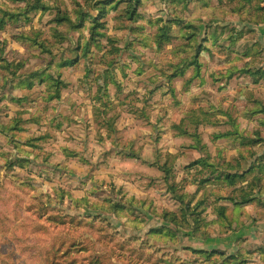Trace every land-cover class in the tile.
<instances>
[{
	"label": "rangeland",
	"instance_id": "obj_1",
	"mask_svg": "<svg viewBox=\"0 0 264 264\" xmlns=\"http://www.w3.org/2000/svg\"><path fill=\"white\" fill-rule=\"evenodd\" d=\"M0 1L5 8L4 3L8 1ZM44 1L49 7L32 10L28 17L22 15L11 18L3 15L5 22L0 27L2 57L23 63V72L35 69L39 64L46 65L41 61L40 52L32 48L31 42L26 41L27 38L23 39L24 36H37L39 33L41 38L53 40L52 28L57 27L54 21L57 15L77 19L83 18L89 11L97 13L91 7L81 9L79 1L83 3L84 0ZM168 1L141 0L140 3L143 4H140L139 12L145 17L141 22L147 24L152 17H164L171 21L182 16L183 12L181 14L176 12L181 6L180 2L176 1L175 8L168 9ZM201 5L203 7L200 8V12L193 15V18H196V15L202 16L194 21L196 24L194 29L198 30L199 36L206 37V29L219 23L227 25L229 29L236 27L238 32L235 35L243 36L237 43L229 39H221L220 42H214V39L205 41L208 48L203 49L198 58L202 64L200 76H194V68H190L170 82L162 76L156 65L169 68L165 61L173 59L171 48L179 44V39L168 44L160 56L155 54L153 48L145 47L143 41L135 40L136 48L127 49L134 39L133 34L127 28L119 29L118 25L121 23L114 14H110L107 18L108 33L118 39L115 45L122 50L117 60L122 66H128L125 69L126 76L120 70L117 71V77L123 83L122 89H118L112 83L109 85L105 100L107 106H103L96 99L98 95L103 94V89L95 80L104 69L101 57L112 47L107 40H104L106 48L103 50H98L93 44L88 48L94 57L89 63L92 72L87 70L83 60L77 67L66 66L60 69L68 86L63 89L59 100L46 101L45 86L38 84L33 91H28L30 102L20 106L8 99L1 101L0 123L7 125L14 117L20 116L26 119L24 129L19 132L20 139L24 142L20 148L21 154L20 149L8 150L7 145L4 148L5 153L0 151V186L5 185L6 189L8 187L7 195L1 193V197L9 198L11 195L13 198L11 192L14 185L26 184L35 179L39 182L38 190L43 192L42 199L52 200L66 207L68 199L62 203L59 200L62 195L74 194L82 200L85 198L83 195L93 193L97 189H109L111 185L116 184V190H122L117 196L121 202L124 203L127 198L136 208L140 204L144 224L137 228L132 221L123 225L120 218L111 212H103L102 215L106 216L123 235L122 241H125L123 251L141 258L138 264H145V260L155 258L159 250L167 255L178 251L177 255L182 258L192 256L190 250H185L187 247L205 250L218 248L228 251V254L237 252L238 239L244 236L236 239L231 251L214 246L233 241L234 238H230L229 234L243 229L250 220L258 221L264 214L262 212L264 208L259 202L256 200L253 204L237 210L239 222H245V225L238 229H227L223 233L216 231L212 236L202 239L189 228L179 232L177 240L174 241L172 235L162 229L169 227L172 232L181 231L176 225L177 221L172 220L173 214H179L180 202L168 190L160 167L151 164L157 161V158L162 162L169 159L173 165L175 181L181 184L180 191L184 179H187L186 191L196 190V184L192 182L186 166L199 159L201 153L193 146L195 140L189 135H182L180 128L174 125H181L189 132L197 131L212 155L222 152L230 159L243 152L255 158L260 152L259 148L239 147L235 145L237 143L234 140L226 138L227 136L223 134L233 130L235 125L230 121L232 117L229 116V111L237 119L236 123L240 130L244 128L254 130L255 122L243 114L254 102L245 98H261L264 101V81L250 84V78L241 74L238 68L250 59L245 54L247 47L258 41L264 48V25H258L255 33L245 34V26L248 25L250 28L253 26L245 20V15L235 12L234 6L218 0L204 1ZM12 6L17 7L16 4ZM192 12L193 10L189 9V13ZM147 28L150 31L154 29L150 26ZM227 32L228 29L225 30V33ZM85 33L86 35L89 33L86 26ZM213 36L215 37L210 35L208 38ZM69 44L77 47V37L71 36L65 43ZM70 55L76 57L75 52ZM2 63L0 60V81H3ZM256 65H264V62ZM141 71L142 73H139ZM231 71H236L233 78L228 76ZM156 76L159 79L154 82L152 78ZM157 85L161 87L153 90ZM150 92H153L152 99L147 100ZM97 109L100 112H97ZM217 135L219 136L216 137ZM39 137L42 139H35ZM0 139L7 141L2 133ZM28 139H34L31 142L33 145L26 144ZM125 153L130 156L124 155ZM20 156L30 160L27 168L7 169L4 165L5 160L17 159ZM230 189L226 186L222 193H229ZM121 195L126 197L122 199ZM93 197L95 196L90 195L91 201ZM103 205L109 207L110 203L104 200ZM229 205L233 209V205ZM93 208L94 204L90 202V205L80 211L94 215L95 212L91 210ZM77 211L71 208L67 213L74 215ZM206 216L209 220L216 218L212 207L206 212ZM130 219L133 217L130 216ZM157 225L163 227L159 233L151 235L152 244L156 247H149V244L141 247L142 241L149 237L150 230ZM77 226L75 224L72 226V231L79 230L76 237L81 236L79 238L81 241L87 239L90 236L89 230ZM106 232L113 234L109 229ZM7 235L8 231H4L0 226V264H19L20 258L13 253H9L7 258L11 247L5 242ZM132 236H139L141 243L132 241L130 239ZM263 240L264 238L254 243L248 238L250 245L254 247L263 244ZM114 243L116 244V240L108 242L101 251L105 254ZM119 253L121 256V252ZM66 259H73L75 264H129L122 256L113 259V262H104L81 250L73 251ZM253 259L259 264L260 260Z\"/></svg>",
	"mask_w": 264,
	"mask_h": 264
},
{
	"label": "trees",
	"instance_id": "obj_2",
	"mask_svg": "<svg viewBox=\"0 0 264 264\" xmlns=\"http://www.w3.org/2000/svg\"><path fill=\"white\" fill-rule=\"evenodd\" d=\"M8 3L3 7L0 1V27L4 25L3 15L6 14L13 18L14 16H22L28 14L32 10L45 9L49 7L44 0H5ZM141 0H84L79 1L80 8L84 9L91 7L97 11L96 14L86 12L83 18L73 19L71 16L57 15L54 21L57 27L52 28L53 40L41 38L39 33L37 36H24L26 41L31 42V47L37 49L41 55V61L44 64H39L35 69L29 71L24 70V64L15 60L4 58L3 50L0 51V60L2 63L3 81H0V102L8 99L18 105H23L25 102H30L28 91H33L40 84L45 86L44 98L46 101H55L61 98L63 89L68 86L64 81L60 69L62 67L71 66L77 67L83 60L87 66V70L92 72L89 65L94 58L88 48L93 44L98 50L106 48L104 40H107L111 45L102 57L101 61L104 66L103 72L99 74L95 80L102 86L103 94L98 95L96 99L107 106L105 101L108 96V88L112 83L118 89H122V82L117 77V71L120 70L126 76V66H122L117 60L122 50L115 45L118 41L112 37L107 25V18L110 14H114L116 19L121 23L119 29L127 28L133 34V40L129 48L135 47V40L143 41L145 47L153 48L155 54L160 56L168 44L179 39V44L171 48L173 59L166 60V65L169 68H164L162 65H156V68L162 72V76L170 82L177 76L183 75L188 69L194 68V76H200L202 64L199 61V55L208 48L205 41L214 39L217 42L221 39H229L231 42H239L243 35H235L236 27L230 28L227 25L217 24L210 26L205 31L206 37L199 36L196 28L195 20L202 18L201 15H193L200 12L203 6L201 2L209 0H169L168 9L175 8V2L179 1L181 6L176 9L178 14L183 12L182 16L171 21L164 17L151 18L147 24L141 21L145 17L139 12ZM221 3H226L234 6L235 12L239 15H245V20L248 21L253 28L245 26L246 33H255L258 25H264V0H218ZM16 4L17 7H13ZM124 4V6H122ZM189 9L193 12L189 13ZM18 10V11H16ZM202 22V20H200ZM85 26L89 33L86 35ZM147 26L154 27L153 30H148ZM177 27L179 30H177ZM228 32L225 33V30ZM210 35H215L213 38H208ZM71 36L78 39V46L72 47L70 44L65 45ZM205 44V45H204ZM204 49V50H203ZM76 53V57H71L70 54ZM250 59L238 68V71L244 76L250 78V84H259L264 81V65H256L259 62H264V48L257 41L247 47L245 52ZM115 56V58H111ZM262 64V63H261ZM139 73H142L139 72ZM236 71H231L229 77L233 78ZM157 82L159 77L152 78ZM161 86L157 85L153 90H158ZM19 91V92H17ZM27 91V92H24ZM154 92V91H153ZM153 92H150L148 99H152ZM245 100L253 101L251 107L244 110V116L255 122L254 130L249 131L247 128L240 130L235 119L229 111L230 121L234 125L233 130L223 134L231 140H234L235 145L242 148H259L255 158L249 157L243 152L238 156H233L230 159L226 158L222 152L212 155L209 147L203 143L200 134L197 131L189 132L181 125H174L180 128L182 135H189L194 140V147L197 148L201 157L193 163L186 166L187 173L191 175V180L196 184L194 192L186 191L187 179L181 184L175 181L174 169L170 160L162 162L160 158L151 164H157L164 174L168 190L174 198L180 202L178 208L179 214H173L172 220H176V225L181 228V231L172 232L169 227L162 229L163 225H157L156 228L150 230V235L142 241L141 247L149 244V247H156L152 244V234L162 231L172 235V240L176 241L178 233L185 229H191L193 233L202 239H206L214 234V232L223 233L227 229H238L244 226L245 222H239L237 210L245 208L258 201L264 208V101L261 98H248ZM100 112L99 109L96 110ZM139 114V113H138ZM26 122L22 116L14 117L13 121L4 125L0 123L1 133L7 138V141L0 139V151L5 153V146L8 150H17L21 148L24 142L20 139L19 132L24 127ZM60 127V124H58ZM217 135L216 137H218ZM41 140L42 138H35ZM34 139H28L26 144H32ZM233 143V142H232ZM21 154V149L19 151ZM124 155L130 156L125 153ZM160 157V156H158ZM30 160L27 157L20 156L17 159L8 158L4 165L7 169H15L20 167L27 168ZM101 183H99V186ZM116 185V184H115ZM111 185L109 189H97L93 193H88L84 199L79 200L74 194L62 195L59 200L68 199L67 206L64 207L61 203L53 202L52 200L42 199L43 195L38 190L39 182L35 179L28 181L26 184L14 185L12 194L8 198L1 197V193L7 195L8 187L0 186V226L4 231H8L6 243L10 245L9 253L15 254L20 258L19 264H75L73 259H66L71 256L73 251H84L89 256H94L100 261L108 262L113 259L124 257L129 264H138L141 260L138 256H132L123 251L125 241H122L123 235L117 231V228L108 221L103 212H111L119 217L123 225L128 221H132L137 228L143 226V212L139 209L140 204L136 206L134 203L125 199L121 202L117 198L122 190ZM229 187V193H222L225 187ZM39 191V193L37 192ZM33 192V193H32ZM20 194V195H19ZM90 195H94L93 201L90 200ZM28 196V197H27ZM122 199L126 196L121 195ZM104 200H107L109 207L103 205ZM94 204L93 212L87 213L84 210L86 206ZM222 202V203H221ZM233 205V209L230 205ZM60 205V206H58ZM212 207L215 219L209 220L206 212ZM77 209L74 215L67 213L69 209ZM64 210L65 212H61ZM98 213V214H97ZM130 216L133 219H130ZM78 225L80 228H87L89 237L83 241L79 240L81 236L76 235L79 230H73V225ZM161 227V228H158ZM112 230L113 234L106 231ZM130 239L137 244L141 243L139 236H132ZM116 240L109 247V250L104 254L101 250L108 242ZM264 241V240H263ZM257 247H254L248 241V238L241 237L238 239L239 250L233 254H228V251L222 249H198L185 248L192 253L191 258H182L177 255L178 251L171 254H162L159 250L155 254V258H149L144 261L145 264H257L253 258L259 261V264L264 263V242ZM119 247V248H118ZM175 250H177L175 248ZM117 251L121 252L120 253ZM103 256V258H102ZM194 256V257H193ZM107 259V261H105ZM97 264V263H94Z\"/></svg>",
	"mask_w": 264,
	"mask_h": 264
},
{
	"label": "crops",
	"instance_id": "obj_3",
	"mask_svg": "<svg viewBox=\"0 0 264 264\" xmlns=\"http://www.w3.org/2000/svg\"><path fill=\"white\" fill-rule=\"evenodd\" d=\"M264 213V211H262ZM234 234V235H233ZM233 234H229L230 238H234V240L231 242H227L226 243H222V244H218L215 245L214 247H223V248H227L229 249V251H231L232 246L234 244V242L236 241V239H238L241 236L250 238L252 242L256 243L255 241L259 242V239L261 240L262 238H264V214L262 215L261 218L258 219V221L253 222V220H250L246 227H244L241 230L235 231L233 232ZM223 241V239H222ZM259 244V243H257ZM234 250L236 249V246H234L233 248Z\"/></svg>",
	"mask_w": 264,
	"mask_h": 264
}]
</instances>
